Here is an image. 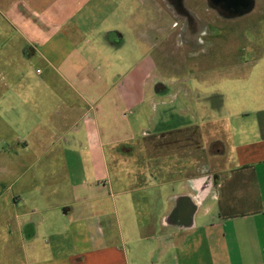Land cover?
<instances>
[{"label":"crops","instance_id":"1","mask_svg":"<svg viewBox=\"0 0 264 264\" xmlns=\"http://www.w3.org/2000/svg\"><path fill=\"white\" fill-rule=\"evenodd\" d=\"M136 2L0 0L21 40L7 67L33 55L56 73L9 72L0 93L11 131L0 148V264H264V1L225 17L245 29L231 26L229 61L214 62L213 78L178 81L183 95L170 81L160 104L168 92L136 60L158 23L142 27ZM199 114L230 119L229 145L205 139L213 127L202 126L218 120L199 124ZM45 131L65 144V181L49 187L26 172L49 154ZM109 161L136 170L110 181ZM87 162L97 186L76 173Z\"/></svg>","mask_w":264,"mask_h":264},{"label":"rangeland","instance_id":"2","mask_svg":"<svg viewBox=\"0 0 264 264\" xmlns=\"http://www.w3.org/2000/svg\"><path fill=\"white\" fill-rule=\"evenodd\" d=\"M135 5L136 11H139L142 17V27L146 24L144 23V20H148V18H151L153 22L158 23L159 32L156 35V38L152 40L154 41V44L149 47V45H145L143 42L140 55L138 56L139 59H136L141 65L147 63L150 66L151 73L155 76V79L158 82V91L160 93L168 92V94L164 95L160 100H156L158 104H160L162 100H164V103H169L170 81H177L172 85V92L175 91L178 95H183L185 92L181 91V84L178 81L181 82L187 78L197 79L200 76H203V74H201L203 71H206L205 77L213 78L215 75L211 73V70H213L214 62L220 60L221 62L229 61L231 26L233 27L237 24V28H239L240 31L245 29L244 20L225 18L226 16L224 14H219L218 10L210 5L208 0H182L184 11L189 15L193 14V18H187V16H182L181 14L179 15L177 13L178 9L170 4L169 9H167L164 0H140V2H136ZM262 5L263 4L260 6L262 7ZM156 7L159 11V15L163 16L162 20L159 18L157 20L155 17V14H157L155 13ZM124 34L126 36V31ZM126 38L127 42L123 49L125 51V70H128L135 60L133 61V58H130L128 52L130 43L127 36ZM20 42L19 35L14 32L13 28L6 20V17H4V10L0 7V93L4 92L5 77L9 72L15 74L18 70L20 72L23 70L28 76H42L45 73L50 76L56 75L53 70L44 69V65L38 62V60H35L36 58L31 54L24 64V69L20 68L21 65L18 67L14 65L12 66L13 68H8L7 65L9 63V58L13 54V52L9 53L8 50L13 46L20 44ZM241 42L242 44H245V38H241ZM219 49H221V56H219ZM123 72L125 71L123 70L122 73ZM218 89L221 93L225 92L223 87ZM199 91L200 95H202L203 92H209L203 90L202 87H199ZM193 95V98L195 99L194 102L198 103V95ZM179 102H181L180 99L178 100V103ZM209 111L210 113L207 111V114H211L212 111ZM210 116L206 117L204 114H199V117L195 122L200 124L202 122H212L215 118H217L216 121L218 120V117ZM1 117L2 120H4V114ZM127 117L129 119L131 118V120L134 118L133 115H127ZM229 122L230 119L226 117L221 121H214L202 126L207 128L211 126L213 127L212 131H207L205 139L206 137H213L215 139H220L229 145L230 139L225 135ZM44 134L46 136V146L49 149V154L46 155L39 164H34L33 161L27 163L26 172L41 174L42 180L40 181V184L43 187H49L51 184L57 185L61 180L63 182L65 181V176H63L65 170L61 163V155L59 154L65 144L64 139L55 141L49 131H45ZM10 136L11 131L5 127L4 122L0 121V148L3 146L5 149V143L9 140ZM24 136L30 144L34 141V133H25ZM34 150H36L34 147L33 150L32 148L30 149V156H32ZM209 154L210 153H208V155ZM30 159H32V157H30ZM214 164L216 166L217 161H215ZM83 166L76 165V173L78 175L86 173L88 179L94 181L92 186H97L98 184L94 178L99 171L96 166L93 165L91 168L89 162ZM211 167L213 168V166ZM5 169V164L0 165V170ZM135 170L136 165L131 162H121L118 166H115L113 162L109 161L110 181H114L116 175H124V177H126L128 172ZM106 183L107 181H103V179L99 181L100 186ZM114 210L115 208L113 207V211ZM116 210L119 220L121 221L120 226L122 231H124L123 214L119 208ZM115 233L117 237L120 236L119 231L117 233L115 230ZM113 235L115 236L114 233Z\"/></svg>","mask_w":264,"mask_h":264},{"label":"flooded vegetation","instance_id":"3","mask_svg":"<svg viewBox=\"0 0 264 264\" xmlns=\"http://www.w3.org/2000/svg\"><path fill=\"white\" fill-rule=\"evenodd\" d=\"M167 9H169V4L178 9L177 13L182 16H187V18H193V14L189 15L184 11L182 5V0H164ZM210 5L218 10L219 14H224L225 16L235 15L237 13L244 12L246 9L252 6L253 0H208ZM197 19V17H196ZM159 136V135H157Z\"/></svg>","mask_w":264,"mask_h":264}]
</instances>
